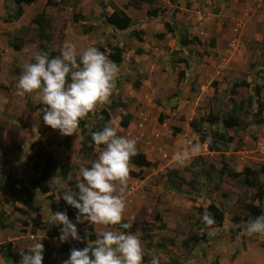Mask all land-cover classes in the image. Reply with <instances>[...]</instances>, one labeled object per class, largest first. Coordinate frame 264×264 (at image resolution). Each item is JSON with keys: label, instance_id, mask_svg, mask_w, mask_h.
<instances>
[{"label": "rangeland", "instance_id": "374dc122", "mask_svg": "<svg viewBox=\"0 0 264 264\" xmlns=\"http://www.w3.org/2000/svg\"><path fill=\"white\" fill-rule=\"evenodd\" d=\"M46 1L21 4V17L10 20L17 7L13 0H0V223L6 227L0 229V264H11L3 257L8 243L22 251L38 241L37 230L34 234L31 230L33 215L19 213L17 209L24 207L18 203L5 202L7 176L24 180L43 224H55L52 214L65 212L56 177L48 193L31 188L29 157L34 144L41 141L59 167L72 170L61 180L74 191H78L79 169L90 167L99 154L98 146L88 155L79 154V128L73 136H61L45 125L34 109L41 104L37 95H15L16 82L24 66L33 62L39 45L58 56L65 41L81 51L95 46L107 55L115 48L120 52L112 99L121 106L110 114V123L118 135L135 139L137 152L156 163L143 169L142 178L128 177L123 193L126 208L121 223L133 225L131 232L141 239L142 264H150L153 256L159 264H264V235L245 234L250 220L246 206L259 205L257 194L262 195L264 215V173L260 172L264 115L262 124H251L254 110L244 105L241 119L248 126L227 129L232 142L220 153L209 152L208 139L199 142L189 127L209 113L228 115L234 103L252 96L254 86L263 85L264 0H51L57 4L45 8L48 39L41 41L32 20ZM113 10L130 18L126 30L106 24L105 17ZM13 43L20 44V50H14ZM242 79L249 86L235 89L232 95V84ZM260 99L264 100V89ZM109 104L110 100L86 117V127L96 126L98 112ZM125 112L131 114V121L121 128L119 119ZM202 130L210 128L203 124ZM182 147L188 150V163L178 167L174 155ZM224 167L239 176L223 174ZM247 168L257 188L244 183ZM211 203L223 212L221 226L202 220L199 209ZM76 228L84 248L93 247L103 230L87 222ZM57 246L58 241L51 245L54 250Z\"/></svg>", "mask_w": 264, "mask_h": 264}, {"label": "clouds", "instance_id": "9594fccd", "mask_svg": "<svg viewBox=\"0 0 264 264\" xmlns=\"http://www.w3.org/2000/svg\"><path fill=\"white\" fill-rule=\"evenodd\" d=\"M118 65L95 46L78 50L71 41H65L60 54L55 57L46 52H37L33 62L24 66L15 85V95L24 98L35 94L43 108L42 120L61 136H73L80 121L93 113L99 105L109 101L116 87ZM93 143L99 154L90 167L79 169L80 179L75 185L78 191L70 189L56 177V184L62 190L60 199L77 210L76 223L69 220L66 212L52 214L56 225L61 226V243L80 240L76 224L87 222L90 226H101L99 238L94 246L73 248L63 264H142L144 249L139 236L125 231L130 223H121L126 208L123 193L129 177L130 161L137 154L136 141L118 135L111 123L92 133ZM178 167L188 163V150L181 148L174 155ZM202 220L214 225L210 213ZM114 226H119L114 227ZM245 234L264 235V215L247 222ZM43 245L34 243L30 250L21 253L19 264H42ZM150 264H159L153 256Z\"/></svg>", "mask_w": 264, "mask_h": 264}, {"label": "trees", "instance_id": "16d2710c", "mask_svg": "<svg viewBox=\"0 0 264 264\" xmlns=\"http://www.w3.org/2000/svg\"><path fill=\"white\" fill-rule=\"evenodd\" d=\"M14 4L16 5V11L11 17L10 20H17L21 17L23 11L21 8V4H30L33 0H13ZM135 2L140 3H150L152 0H135ZM51 3L56 5L57 3L51 2V0H47L45 3V7L42 11L32 20V23L37 25V34L39 40H47L48 35L46 34V28L48 25H45V8L49 6ZM137 3L134 5L138 6ZM150 16H155V12H149ZM105 22L112 28L118 31L126 30L130 25V18L123 13L122 11L113 10L112 13L105 17ZM167 31L171 32L172 29L167 27ZM185 45V43H183ZM12 48L14 50H20L21 45L17 43H13ZM103 52L102 50H100ZM38 52H46L49 54L50 58L55 57L56 53L53 51H46L45 46L43 44L39 45ZM104 53V52H103ZM105 54V53H104ZM108 58L115 63H119L121 61V56L118 48L114 49L113 53H109ZM248 83L245 80H240L238 82H234L232 84V88L230 93L232 95L236 94L235 89L237 88H246L248 87ZM264 89V83L262 86H254L253 95L249 96L246 100L241 101L239 104H233L232 109L228 115H219V114H212L209 113L207 117L201 122H190L189 127L191 128L192 132L197 136L199 142L205 143L207 142V150L209 152L220 153L224 152L228 149L230 143L232 142V137L226 133L227 129H234V130H245L248 124H243L241 119V111L244 108V105H247V108L254 112L251 115V124L260 125L263 123V115H264V100L260 99V92ZM112 95L110 96V104L98 112L99 123L96 126L86 127L85 118L80 121L79 124V132L81 135V142L79 148V154L88 155L91 151H93V146H96L91 137L92 133L101 130L105 124L110 123V114L118 107L119 105L114 99H112ZM44 105L39 104L36 106V110L40 111V117L42 120ZM91 114V113H90ZM89 114V115H90ZM88 115V116H89ZM87 116V117H88ZM131 121V114L128 112L123 113L119 119V126L121 128H126ZM203 124L210 128L208 132H204L202 130ZM212 128V129H211ZM34 146V150H32L29 160L31 161V170L33 175L29 178V183L31 184L32 189L39 190L40 193H48L50 191V181L54 177L65 178L67 174L72 170L67 165L58 166L53 158V154L47 150L41 141H37ZM156 163L150 162L145 154L141 152H137L136 156L133 157L130 161V167L137 168V172L129 169V177H141L143 176V169L150 168L155 166ZM226 167L222 169L223 174H227L230 178L236 179L239 176V173L235 172L234 170H226ZM171 172V171H170ZM261 173H264V168L260 169ZM254 173V172H253ZM244 174L247 177L244 179V183L249 187L257 188V183L255 182V178L251 175L250 169H245ZM256 174V173H254ZM256 176V175H255ZM76 185V184H75ZM5 188L7 191V197L5 198L6 203H10L11 205H15L16 203L22 205L24 209H17L19 213L32 214L33 217L31 218V230L32 233H35L36 229H40L42 226V215L40 213L39 206L35 205V199L31 190L28 186L25 185L23 179L12 178L7 176L5 179ZM264 195V194H263ZM256 199L259 202V205H252L249 204L246 206L247 211L249 212V219H254L257 216L262 215V195L257 194ZM64 211L66 212L68 218H76L77 210L72 208L71 206L67 205L65 201H63ZM200 214L203 216L205 213H210L211 216L214 218L215 223L218 226H221L223 222V212L221 209L216 206L214 203L209 204L205 209H199ZM61 226L56 224H52L48 227H45V234L49 238H55L59 236L58 230ZM6 227L0 223V229H5ZM88 229L91 230V227L88 226ZM125 231H133V225L131 229ZM90 240L94 239V235H90ZM43 245V262L42 264H63L60 261L59 253L65 254L66 256L70 255V252L73 248L83 249L80 241H66L61 243V246L58 250H54L49 243L43 241L41 242ZM264 246V244H263ZM30 249H23L22 251H15L12 249L10 243L6 245L5 254L3 255L4 258L8 259L11 264H18L21 259V253H26Z\"/></svg>", "mask_w": 264, "mask_h": 264}, {"label": "crops", "instance_id": "0c3cea01", "mask_svg": "<svg viewBox=\"0 0 264 264\" xmlns=\"http://www.w3.org/2000/svg\"><path fill=\"white\" fill-rule=\"evenodd\" d=\"M41 215H42V213H41ZM42 219H43V216H42ZM70 220L71 219H75V218H69ZM41 222H42V220H41ZM50 225H52V224H50ZM50 225H45V224H43L42 223V226H41V228L40 229H36L37 231V235L35 236V238H38V241L37 242H43V241H45V242H47V243H49V245L51 246L54 242H56V241H58V246H57V249L56 250H58L59 249V247L61 246V242H60V240H59V236H60V231L58 230V233H59V236L58 237H55V238H49V237H47L46 236V234H45V230H44V228L45 227H48V226H50ZM45 226V227H44ZM61 228V227H60ZM32 238H34V236L32 237ZM68 241H73V240H71V239H69ZM33 242L34 243H36V241L35 240H33ZM81 242V241H80ZM82 245V244H81ZM82 247H83V245H82ZM27 248L28 249H30L31 248V246H27ZM84 248V247H83ZM59 255V258H60V261L61 262H64L65 260H67L68 258H69V256H66L65 254H58Z\"/></svg>", "mask_w": 264, "mask_h": 264}]
</instances>
